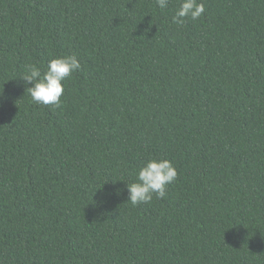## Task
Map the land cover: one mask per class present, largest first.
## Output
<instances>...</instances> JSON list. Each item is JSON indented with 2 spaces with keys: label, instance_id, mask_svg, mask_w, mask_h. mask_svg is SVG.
<instances>
[{
  "label": "trees",
  "instance_id": "16d2710c",
  "mask_svg": "<svg viewBox=\"0 0 264 264\" xmlns=\"http://www.w3.org/2000/svg\"><path fill=\"white\" fill-rule=\"evenodd\" d=\"M202 2L0 0V264H264V0ZM152 158L177 179L133 206Z\"/></svg>",
  "mask_w": 264,
  "mask_h": 264
},
{
  "label": "clouds",
  "instance_id": "9594fccd",
  "mask_svg": "<svg viewBox=\"0 0 264 264\" xmlns=\"http://www.w3.org/2000/svg\"><path fill=\"white\" fill-rule=\"evenodd\" d=\"M169 0H156L160 9L168 6ZM205 12V5L200 0H179V6L173 17V22L182 24L184 18L192 21L199 19ZM81 64L75 55L56 57L48 61L46 70L42 73L36 65H28L26 72L19 78L26 85V90L32 101L38 105L61 106L64 94L62 82L73 73L81 70ZM30 85V86H28ZM175 166L166 158H152L144 164L137 174V181L127 184L128 199L133 206L148 203L153 199H163L166 189L177 179Z\"/></svg>",
  "mask_w": 264,
  "mask_h": 264
}]
</instances>
